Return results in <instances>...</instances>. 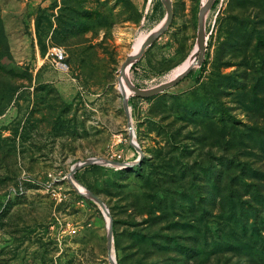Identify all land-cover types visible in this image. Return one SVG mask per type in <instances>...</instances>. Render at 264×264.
I'll list each match as a JSON object with an SVG mask.
<instances>
[{
    "label": "rangeland",
    "instance_id": "obj_1",
    "mask_svg": "<svg viewBox=\"0 0 264 264\" xmlns=\"http://www.w3.org/2000/svg\"><path fill=\"white\" fill-rule=\"evenodd\" d=\"M170 3L129 67L145 93L198 60L205 3ZM167 14L162 0H0V264H264V0H214L202 62L127 98L121 66ZM113 155L124 165H83Z\"/></svg>",
    "mask_w": 264,
    "mask_h": 264
},
{
    "label": "water",
    "instance_id": "obj_2",
    "mask_svg": "<svg viewBox=\"0 0 264 264\" xmlns=\"http://www.w3.org/2000/svg\"><path fill=\"white\" fill-rule=\"evenodd\" d=\"M213 2H214V0H207L205 2V4L202 6L201 10H200V14H199V28H198V46H199V50L196 52L197 56H198V60L195 59L194 62L191 65H189L186 70H184L183 72L179 73L173 80L168 81V82H164V83L158 85L157 87H154L153 89H151V91H149L148 93H145V92L135 88L131 84L129 79L126 77V70H127V68L130 67V65L133 62L139 60L143 56V54L145 53V50L147 49V47L150 46L157 38H159L165 32V30L168 28V26L170 24V21L172 19V6H171V3L170 4L169 3L165 4L164 1H163V3L165 4V6H166V8L168 10V14H167V17H166V19L164 21V24L162 25V27L156 33L150 35L146 39V41L142 45V47H141L139 53L137 54V56L127 58L125 60V62L122 64V66H121L120 75L123 76V77L125 76V80L127 81L128 85H129V88L131 89L132 93H134L138 97H151V96L157 95L158 93H160V92H162L164 90H167V89H169V88H171L173 86L178 85L184 78H186L191 73V71L194 69V67L197 65V63H201L202 62V59H203V56H204V51H205V39H206L205 38V32H204V21H205V16L207 14V11L211 8ZM125 101H127L126 97H125ZM124 105H125V110H126V113H127V117L130 118L129 106L127 105V103H124ZM130 129H131V125H130ZM130 132H131V130H130ZM131 137L133 139V137H134L133 133H132ZM133 144H135V143H133ZM94 163L108 164V165L115 166V167H118V168L121 167L122 165H124V164H121V163L113 162L111 160L106 161V160H102V159H90V160H87L83 165L94 164ZM78 169H79V166H75L73 168L72 173H71L70 176L73 177ZM87 197L93 199L94 201H97V203H100L103 206V208H104V214L106 215V213H107V215H108V211H107L106 207L104 206V204L99 199H97L94 195H93V197H89V196H87ZM111 225H110V230L108 229L109 239H110V254H111V251H112V226ZM111 261H112L113 264H116L115 260L111 259Z\"/></svg>",
    "mask_w": 264,
    "mask_h": 264
},
{
    "label": "bare ground",
    "instance_id": "obj_3",
    "mask_svg": "<svg viewBox=\"0 0 264 264\" xmlns=\"http://www.w3.org/2000/svg\"><path fill=\"white\" fill-rule=\"evenodd\" d=\"M165 4H170V0H163ZM207 0H203V3H205ZM207 15L205 16V19H206ZM164 24V22L159 25L155 30H154V33H156L161 27L162 25ZM149 37V34H141L138 39L136 40V43H135V46H134V50H132L133 52L130 54V57H135L137 56V54L139 53L142 45L144 44V42L146 41V39ZM197 51L199 50V46H197ZM195 58L194 56H192L190 59H188L182 66H180L179 68H177L171 75L170 77V81L173 80L179 73L183 72L184 70L187 69V67L189 65H191L193 62H194ZM128 71H129V68H127L126 70V77H128ZM120 82H119V88L120 90L126 94L127 98H129V96L132 93L131 89L129 88V85L127 83V81L125 80V76H120ZM76 187L83 191V192H86V190H84L79 184L75 183ZM108 225L110 227V222H109V219H108ZM112 258H114L113 256V251H112Z\"/></svg>",
    "mask_w": 264,
    "mask_h": 264
},
{
    "label": "built area",
    "instance_id": "obj_4",
    "mask_svg": "<svg viewBox=\"0 0 264 264\" xmlns=\"http://www.w3.org/2000/svg\"><path fill=\"white\" fill-rule=\"evenodd\" d=\"M50 56L52 58V63L56 68L62 71H68L69 67L67 64V53L62 47L51 48ZM111 159L113 162L117 161V163H125L122 155H113Z\"/></svg>",
    "mask_w": 264,
    "mask_h": 264
},
{
    "label": "crops",
    "instance_id": "obj_5",
    "mask_svg": "<svg viewBox=\"0 0 264 264\" xmlns=\"http://www.w3.org/2000/svg\"><path fill=\"white\" fill-rule=\"evenodd\" d=\"M50 51H51V49H50ZM50 51H49V56H50ZM50 63H51L52 66H54L52 62H50ZM55 69L59 71V69H57L56 67H55Z\"/></svg>",
    "mask_w": 264,
    "mask_h": 264
},
{
    "label": "trees",
    "instance_id": "obj_6",
    "mask_svg": "<svg viewBox=\"0 0 264 264\" xmlns=\"http://www.w3.org/2000/svg\"><path fill=\"white\" fill-rule=\"evenodd\" d=\"M67 62H68V59H67Z\"/></svg>",
    "mask_w": 264,
    "mask_h": 264
}]
</instances>
